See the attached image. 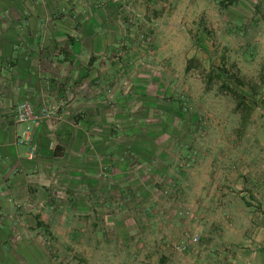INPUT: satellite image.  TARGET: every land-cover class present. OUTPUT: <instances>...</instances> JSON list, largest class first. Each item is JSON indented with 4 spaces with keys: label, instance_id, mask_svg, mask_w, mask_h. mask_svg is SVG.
I'll use <instances>...</instances> for the list:
<instances>
[{
    "label": "rangeland",
    "instance_id": "374dc122",
    "mask_svg": "<svg viewBox=\"0 0 264 264\" xmlns=\"http://www.w3.org/2000/svg\"><path fill=\"white\" fill-rule=\"evenodd\" d=\"M104 14L107 68L77 80L101 95L36 120L64 131L75 176L35 188V205L68 204V230H44L34 260L12 241L0 264H233L249 212L264 264V0H112Z\"/></svg>",
    "mask_w": 264,
    "mask_h": 264
},
{
    "label": "crops",
    "instance_id": "0c3cea01",
    "mask_svg": "<svg viewBox=\"0 0 264 264\" xmlns=\"http://www.w3.org/2000/svg\"><path fill=\"white\" fill-rule=\"evenodd\" d=\"M110 2L0 0V256L3 258L12 241L17 249L28 250L33 260L45 257L43 231L68 230L65 225L70 206L66 204L63 211L40 210L35 202L37 195L41 196L38 189L34 192L37 187L57 184L60 178L75 176L73 168L67 166V159L59 160L65 159L68 152L60 141L64 131L53 130L45 121L30 124L29 142L35 147L30 158L29 145L17 141L22 125L15 124L13 108L21 100H27L33 109L54 105L60 111L72 106L77 109L76 104L84 110L90 102H96L100 90L88 98L85 83L77 80L87 70L98 72L107 68L103 57L112 54V39L101 26L114 22L104 14ZM73 95L75 98L71 99ZM74 130L75 135L82 134L81 130ZM52 140L55 144L50 147ZM248 214L251 226H246V231L237 228L234 233L233 264H259L254 246L263 240L260 227L263 219L260 212ZM196 259L193 256L186 263L193 264Z\"/></svg>",
    "mask_w": 264,
    "mask_h": 264
},
{
    "label": "built area",
    "instance_id": "2783aa9c",
    "mask_svg": "<svg viewBox=\"0 0 264 264\" xmlns=\"http://www.w3.org/2000/svg\"><path fill=\"white\" fill-rule=\"evenodd\" d=\"M52 110L46 106H42L37 110H34L31 104L27 100H21L18 102L13 110L14 122L22 125V129L17 135V141L19 143H26L29 145V156L33 152V145L30 144L29 135H30V124L36 122V120L41 119L42 117H48L52 115ZM196 238L192 237L191 241H195ZM186 243L176 244L175 249L178 251L184 249Z\"/></svg>",
    "mask_w": 264,
    "mask_h": 264
}]
</instances>
